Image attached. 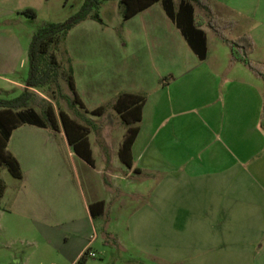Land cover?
Masks as SVG:
<instances>
[{"label":"crops","instance_id":"1","mask_svg":"<svg viewBox=\"0 0 264 264\" xmlns=\"http://www.w3.org/2000/svg\"><path fill=\"white\" fill-rule=\"evenodd\" d=\"M61 1L0 0L2 96L16 97L26 88L35 25L22 12L65 16ZM107 1L118 4L120 36L115 26L87 18L68 32L64 48L88 111L110 105L119 94L145 96L132 165L118 158L126 132L119 123L92 129L93 167L73 153L61 129L17 127L7 150L22 178L4 181L0 232L20 235L7 243L27 246L20 264H76L86 252L95 257L85 264H141V258L151 264H264V82L230 61L229 47L214 31L219 28L228 41L248 37V59L263 66L264 0H199L204 6L190 0L206 38L204 60L160 2L123 22L119 0ZM180 1L173 0L175 8ZM104 130L111 134L98 139ZM79 174L101 177L99 191L107 194L94 191L86 199ZM141 178L152 186V202L141 203ZM123 182L136 184L127 191ZM118 195L138 202L118 205L112 219ZM97 201L104 209L93 218L88 206ZM115 251L122 257L112 256Z\"/></svg>","mask_w":264,"mask_h":264},{"label":"trees","instance_id":"2","mask_svg":"<svg viewBox=\"0 0 264 264\" xmlns=\"http://www.w3.org/2000/svg\"><path fill=\"white\" fill-rule=\"evenodd\" d=\"M105 1L107 0H83L79 9L65 21L39 26L27 50L26 88L11 99H6L2 96L3 94H0V169L5 168L14 179L20 180L22 173L18 161L7 150V143L12 131L21 125H32L53 132L61 129L73 153L87 165H93L88 135L90 129L95 128V124L90 118L81 114L77 107L91 117H101L106 107L100 106L91 111L85 109L75 90L71 59L64 48V41L68 32L87 18L101 22L97 10ZM191 1L204 6L199 0ZM157 2H160L167 17L180 31L198 59L204 60L207 50L206 38L204 32L195 23L190 0H181L177 8L174 7L173 0H119L122 21L129 20ZM22 14L30 19L35 18L32 10H25ZM214 31L229 47L230 61L242 63L264 82V64L260 66L248 59V55L253 51L251 40L248 37H242L235 41H228L219 28H215ZM63 85L70 96L63 94ZM53 88L73 110L75 117L80 118L83 123L70 117L58 107L56 112L55 106L49 100L52 97L43 95L49 91L53 93ZM144 101V95L123 93L117 95L111 103V108L119 117L122 125L126 127L118 149V158L127 168L132 165L130 149L138 131L136 125L140 122V111ZM259 128L264 134V95ZM5 189L6 185L0 177V201ZM88 208L93 218L100 217L103 213L104 202H93ZM86 261V255L83 254L76 264H85Z\"/></svg>","mask_w":264,"mask_h":264},{"label":"rangeland","instance_id":"3","mask_svg":"<svg viewBox=\"0 0 264 264\" xmlns=\"http://www.w3.org/2000/svg\"><path fill=\"white\" fill-rule=\"evenodd\" d=\"M178 1V0H175ZM83 0H67V2H63V0L61 1V6H63L65 8V16H39V17H35L31 20H33V24L34 26V31H36V29L43 25V24H47V23H61L63 21H65L68 18L69 13L73 12L75 13L80 5L82 4ZM118 4L113 2V1H105L102 3V5L99 7V9L97 10V14L100 18L101 21H103V23L107 24V25H113L115 26V32L117 33L118 36H120V28L118 25V9H117ZM75 11V12H74ZM53 93L52 91L47 92V94H43L46 97H49L52 99H49L52 104L55 106L56 108V112H57V107L62 109L63 111H65L70 117L76 118L80 123H83L81 121L80 118L75 117L73 110H71L68 106V104L60 97V95L58 94V92L56 91L55 88H53ZM63 94H67L70 96V93L68 92V90L66 89V87L63 85ZM42 95V96H43ZM44 96V97H45ZM15 96L12 94L10 96H5L6 99H11L14 98ZM45 97V98H46ZM48 99V98H46ZM106 107V110L104 112V114L101 117H91L87 114L84 113V111L82 109H80L79 107H77V109L79 110V112H81V114L83 115H87L90 118H93L96 122H94L95 127L97 126H103L104 128L107 127H114L117 123L122 124L119 117L115 114V112L113 111V109L111 108V104L110 105H104ZM98 139L102 138V137H107V134H111V131H107L104 130L102 131H98ZM95 131L90 129L89 135H88V139L91 142V145L93 148H95L96 143H95ZM98 162V159H97ZM106 165V164H105ZM93 167V165L91 166ZM108 168V167H107ZM109 169V168H108ZM107 170V169H106ZM109 171V170H108ZM115 171V170H114ZM0 177L3 181H5L6 183H11L13 182V177L8 173V171L5 168H1L0 169ZM75 177L77 178L78 176L75 175ZM79 181H81L82 183V189L83 192L85 194V198L86 199H90L92 192L94 193H98L102 196H105V194H107V192L103 191H99L98 185L101 182V177L97 176V175H91L90 178H86L85 176H83L82 174H79ZM146 182V180L141 178V190L146 191V194L144 195L143 198H141V203L143 202H152V186L150 185H145L144 183ZM136 183L135 182H123V188L124 190H131L134 185ZM138 202L137 199L130 197L129 195H118L117 197H114L111 203V207L112 209L110 210V214H111V218L113 219L114 215L120 213L119 209L117 208L118 205H122L124 207H122V209L128 208L129 206H133L136 205ZM118 209V210H117ZM125 211V210H124ZM115 229L122 234L123 233V228H121V226L119 227H115ZM100 234V233H99ZM20 235H11V236H5L3 233L0 232V264H20L22 262H24L26 260V256L28 255V248L27 246H25L24 244H21L19 242H14L12 244H10V242L7 243V241H16V238L19 237ZM116 258H121L122 255L115 251L114 254L112 255ZM141 264H151L150 260L145 259V258H141Z\"/></svg>","mask_w":264,"mask_h":264},{"label":"built area","instance_id":"4","mask_svg":"<svg viewBox=\"0 0 264 264\" xmlns=\"http://www.w3.org/2000/svg\"><path fill=\"white\" fill-rule=\"evenodd\" d=\"M85 255H86V258H94L95 257V254L92 252H86Z\"/></svg>","mask_w":264,"mask_h":264}]
</instances>
